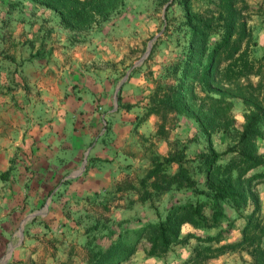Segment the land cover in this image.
Here are the masks:
<instances>
[{"label":"trees","instance_id":"16d2710c","mask_svg":"<svg viewBox=\"0 0 264 264\" xmlns=\"http://www.w3.org/2000/svg\"><path fill=\"white\" fill-rule=\"evenodd\" d=\"M125 1L13 0L12 4L9 0L7 6L28 4L51 11L60 27L78 42L79 33L98 26L89 33L97 34L102 25L111 23ZM191 1L172 0L182 11V46L154 81L137 120L144 121L149 115L159 118L155 136L165 139L168 114L189 119L195 125L194 140L202 137L206 143L205 150L193 159L199 177L194 178L185 165L181 148L162 158L152 157L150 168L139 180L141 200L170 191H182L186 196L170 204L155 222L126 229L113 241L90 248L87 264H136L129 259L142 239L146 258H162L173 247L194 240L197 245L191 255L179 264H204L227 252L244 253L248 261L243 264H264V217L255 189L264 182V53L252 56L257 43L249 24V17L255 14L264 22V0L255 7L244 0H213L198 12L191 9ZM120 100L117 92L118 106ZM235 100L242 106L239 127L232 115ZM215 133L229 140L222 151L212 147ZM171 166L175 170L170 174ZM7 175L8 171L0 173V179ZM56 194L53 201L61 197ZM225 203L235 219L243 222L239 238L229 243H224L225 235L234 229V220L225 215ZM184 226L216 232L203 237L191 232L181 235Z\"/></svg>","mask_w":264,"mask_h":264},{"label":"crops","instance_id":"0c3cea01","mask_svg":"<svg viewBox=\"0 0 264 264\" xmlns=\"http://www.w3.org/2000/svg\"><path fill=\"white\" fill-rule=\"evenodd\" d=\"M0 1L7 2L4 6L9 2ZM244 1L254 7L262 2ZM3 11L0 173L8 175L0 179V211L5 218L10 211L18 215L22 199L36 203L49 194L47 217L59 206L52 200L56 193L60 200L74 203L99 190L102 183L126 176L130 156L123 147L134 135L133 120L139 112L134 110L133 95L140 79L131 77L120 91L121 104L133 107L116 108L112 72L102 67V61L110 58L96 46L94 33L83 43L74 42L43 7L15 5ZM251 30L255 49L264 53V22ZM107 120L111 127L105 131L101 125ZM156 121L149 115L135 132L152 131ZM55 226L54 230H65L61 224ZM16 246L14 256L21 257L24 249Z\"/></svg>","mask_w":264,"mask_h":264},{"label":"rangeland","instance_id":"374dc122","mask_svg":"<svg viewBox=\"0 0 264 264\" xmlns=\"http://www.w3.org/2000/svg\"><path fill=\"white\" fill-rule=\"evenodd\" d=\"M209 1L213 0H192L191 9L198 12ZM6 3L0 1V19L5 12L3 9H7V6L3 5ZM111 19V23L102 25L101 30L93 36L96 39V46L105 53V57L110 58L102 61V67L108 66L112 72L113 88H116L126 74L128 75L117 91L119 93L131 77L140 79L137 92L133 95L137 98H133L134 110L139 112L133 120L134 135L131 141L124 143L123 147L130 156L126 166L127 174L108 183H102L99 190L89 193L77 202L71 203L57 198L59 202L57 211H52L47 217L44 214L50 200L49 194L36 203L22 199L17 206L20 209L18 215L11 214L10 211L5 218L6 215L2 216L0 211V264H87L90 248L96 249L113 241L118 233L126 229L155 222L170 204L178 198L185 197L186 194L182 191H170L158 196L153 194L147 200H141L143 190L139 187V180L150 168L152 157L162 158L169 152L181 148L185 155V165L194 178L199 177L194 169L193 159L196 153L205 150L206 143L202 137L194 140L195 125L189 119L168 114L164 121L165 139L155 136L159 118L153 124L152 131L147 130L143 135L135 132L142 122L137 118L144 112L146 98L154 88V81L162 74L163 67L176 58L182 46V38L179 34V25L182 21L181 8L172 3V0H127L122 9ZM249 20H254L251 27L262 24L258 23V18L255 17L250 16ZM98 28L92 26L90 30L79 33L78 42H85L91 35L89 34L91 30ZM150 41L153 43L147 57L140 65L132 68V65L142 57ZM104 48L106 49L103 50ZM260 55H263V52L258 50L252 56L256 58ZM122 97L120 93V98ZM233 103L232 115L236 126L239 127L242 123V106L236 100ZM114 104L116 108L124 105L121 104V100L120 106L117 101ZM101 126L105 131L109 130L111 122L107 120ZM228 142V138L221 133L211 136L212 147L216 151H222ZM174 170L175 168L171 166L167 172L171 174ZM255 189L261 205V214L264 217V182L258 183ZM222 208L225 215L234 220V229L225 235L224 243L236 241L243 222L238 218L235 219L236 216L227 203L222 204ZM249 210L250 207L244 213H248ZM57 224H61L65 230L63 232L54 230ZM187 232L203 237L212 235L216 231L203 232L184 226L181 235ZM29 238L32 239L31 242L27 241ZM18 243L24 249L21 257L14 256ZM195 245L197 243L194 240H189L185 246L173 247L162 258H146L143 252L146 242L142 239L129 262L179 264L191 255ZM244 261H248L244 253L227 252L207 260L204 264H243Z\"/></svg>","mask_w":264,"mask_h":264},{"label":"water","instance_id":"95a60500","mask_svg":"<svg viewBox=\"0 0 264 264\" xmlns=\"http://www.w3.org/2000/svg\"><path fill=\"white\" fill-rule=\"evenodd\" d=\"M152 43H153V41L148 42L147 47H146V49H145V51H144V54L142 55V57H141L137 62H135V63L132 65V68L137 67L138 65H140V64L143 62V60L147 57V55H148V53H149V51H150V49H151ZM127 76H128V75L126 74L125 77H124V79L121 80V81L117 84V86H116V88H115L114 97H113V101H114V102H116V96H115V94L117 93V91H118L119 88L121 87L123 81L127 79Z\"/></svg>","mask_w":264,"mask_h":264}]
</instances>
